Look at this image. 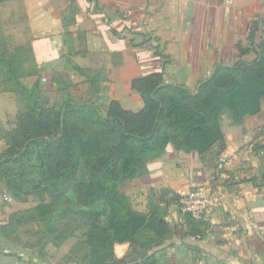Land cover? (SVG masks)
Listing matches in <instances>:
<instances>
[{"label":"crops","instance_id":"0c3cea01","mask_svg":"<svg viewBox=\"0 0 264 264\" xmlns=\"http://www.w3.org/2000/svg\"><path fill=\"white\" fill-rule=\"evenodd\" d=\"M70 6L73 11H68ZM254 21L264 22V0H233L228 5L225 0H0L6 46L10 53L20 50L18 80L28 89L42 85L48 99L60 102L66 93L58 79H63L70 83L73 101L83 104L92 93L87 78L75 69L80 68L96 79V101L103 112L111 101L139 112L144 104L132 82L153 73H160L164 84L196 92L216 65L254 62L253 50L238 52V47L249 46ZM261 31L255 45L262 41ZM7 81L0 74V123L5 131L15 126L19 110L18 96ZM220 124L223 148L216 144L198 154L169 146L148 163L145 176L120 188L134 211L149 219L158 211L166 222V234L152 232L145 241L156 244L141 248L158 264H264V99L257 115L234 124L224 114ZM5 148L0 141V154ZM224 152L229 159L217 170ZM196 187L211 199L209 215L199 225L178 204ZM0 191L6 195L2 184ZM12 204L0 208V226L7 220L2 217L35 206ZM10 240L0 233V264H80L75 238L54 248L45 242L21 248ZM130 246L115 245L116 257L129 261Z\"/></svg>","mask_w":264,"mask_h":264},{"label":"trees","instance_id":"16d2710c","mask_svg":"<svg viewBox=\"0 0 264 264\" xmlns=\"http://www.w3.org/2000/svg\"><path fill=\"white\" fill-rule=\"evenodd\" d=\"M259 28L262 41L255 45ZM247 42L249 46L238 47V52L244 55L253 50L254 62L216 65L196 92L183 85L164 84L161 74L153 73L132 82L144 104L139 112L125 111L114 101L103 112L95 103L100 92L96 79L77 67L92 93L83 104L73 101L68 92L70 83L63 79H58L60 90L66 93L60 102L42 99L44 88L40 84L26 88L18 80L20 50L8 51L0 28V74L13 86L19 105L11 130L5 131L0 123V141L6 145L0 154V184L6 195L18 203L34 195L45 197L47 200L28 210L32 214L28 223L43 226V237L57 235L54 247L77 239L80 264H127L126 258L116 257L114 246L129 243L137 247L139 242L142 249L150 247L156 243L145 238L152 232L164 236L167 224L158 211L150 219L134 211L120 188L145 176L148 163L169 146L198 154L216 144L223 148L222 115L239 124L244 117L260 112L264 99V22L250 24ZM74 115L100 126L104 138L87 139L83 127L71 121ZM83 158L90 159L85 180L79 178ZM21 215L11 214L0 226V233L13 234L23 222ZM187 217L196 225L202 222ZM129 264L158 262L153 255L141 253Z\"/></svg>","mask_w":264,"mask_h":264},{"label":"rangeland","instance_id":"374dc122","mask_svg":"<svg viewBox=\"0 0 264 264\" xmlns=\"http://www.w3.org/2000/svg\"><path fill=\"white\" fill-rule=\"evenodd\" d=\"M42 99H46V94L42 92ZM97 103V101L95 102ZM99 103H97L98 105ZM100 105V104H99ZM22 109H24V104L22 103ZM101 107V106H100ZM71 121L79 124L81 127H83L84 131H85V136L87 139L89 140H98V139H103L104 138V130H102L100 128V126H98L97 124L91 123L89 121H85L83 120L79 115H74L71 117ZM90 163V159L87 158H83L81 160L80 163V170H79V178L81 180H85L86 176H87V168H88V164ZM42 200H47L45 197H40L37 195L31 196L28 198L27 200V204L28 205H34V204H38L40 201ZM13 201L11 199H9L4 192L0 191V208L4 209H9L12 208V204ZM2 213V212H1ZM21 217L23 219V222L21 223V225H19V227L17 228V234H10L8 235V238L10 241H13L14 244H16L19 247H26V246H38L39 244H41L42 242L46 243V244H50L52 248L53 245H55L56 241V237L55 236H50V237H43L40 232L43 230V226H41L40 224H38V226H34V223H28V220L32 217V214L29 211H24L21 212ZM8 219L7 216L2 217L1 220H6ZM38 227V232L36 230V228ZM72 239V238H70ZM69 239V240H70ZM45 240V241H44ZM130 260L126 261V263H131L132 261H135L137 259H139L141 257V252L142 249L135 247V246H130ZM131 252H135V255H133V253Z\"/></svg>","mask_w":264,"mask_h":264},{"label":"built area","instance_id":"2783aa9c","mask_svg":"<svg viewBox=\"0 0 264 264\" xmlns=\"http://www.w3.org/2000/svg\"><path fill=\"white\" fill-rule=\"evenodd\" d=\"M232 2L233 0H225L227 5ZM228 159V154L222 153L218 159L217 170H221ZM178 204L183 215H187L195 221H204L209 215L211 199L204 189L196 187L181 196Z\"/></svg>","mask_w":264,"mask_h":264}]
</instances>
